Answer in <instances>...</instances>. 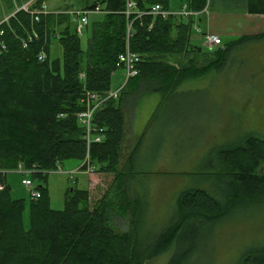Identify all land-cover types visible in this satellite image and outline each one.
I'll list each match as a JSON object with an SVG mask.
<instances>
[{
  "label": "trees",
  "instance_id": "trees-1",
  "mask_svg": "<svg viewBox=\"0 0 264 264\" xmlns=\"http://www.w3.org/2000/svg\"><path fill=\"white\" fill-rule=\"evenodd\" d=\"M29 1L0 0V4L9 16ZM51 1L58 0H35L31 8L44 4L57 11L74 8L52 6ZM135 1L138 11L147 12L154 5L169 9L177 0ZM206 1L187 0L186 5L200 12ZM80 3V10L99 8L103 14L101 21H89L84 31L89 33L86 49L82 46L84 34L77 33L67 14L49 15L34 23L30 14L18 12L0 25V170L23 163L35 171L34 176L46 179L66 160L83 162L87 146L77 119L85 109L83 94L111 91L112 76L120 69L118 57L129 45L142 57L140 74L128 82L118 100H108L97 111L94 123L103 129L104 140L90 149L96 172L114 176L115 183L95 203L92 192L100 183L93 177L92 189H70L65 209L57 211L50 206L47 188H38V200L16 199L7 176H0V183L6 185L0 191V264H147L174 247L168 264H185L188 254L182 245L188 225L222 218L240 200L264 201V137L247 133L217 150L219 176L231 188L227 199L199 187L186 189L178 196L170 225L156 235H144L140 223L143 197L132 195L134 173L129 167L140 142L122 164L125 97L130 89L171 95L186 79L223 65L228 54L242 44L264 40V33L226 42L209 51L217 59L207 61L206 53L191 44L192 18L145 15L135 20L133 16L127 42V0ZM247 11L264 15V0H248ZM32 30L39 33V39L24 48L22 41ZM53 39L62 48L60 58L51 57ZM42 48L48 55L44 62L38 60ZM122 222L125 231L120 229ZM243 264H264V249L246 254Z\"/></svg>",
  "mask_w": 264,
  "mask_h": 264
},
{
  "label": "rangeland",
  "instance_id": "rangeland-1",
  "mask_svg": "<svg viewBox=\"0 0 264 264\" xmlns=\"http://www.w3.org/2000/svg\"><path fill=\"white\" fill-rule=\"evenodd\" d=\"M50 3L71 5L74 7L71 10L82 7L80 0ZM187 3V0L174 1L172 9L181 11ZM7 15L0 4V22ZM88 17L91 23L101 21L103 14L91 13ZM194 35L192 46L206 53L207 61H215L217 58L209 53L206 42L196 40ZM88 37L89 33L82 37L84 49ZM51 57H62L56 39L51 43ZM125 84V73L118 69L112 76L111 90H119ZM123 109L127 128L136 125V138L132 139L131 129L125 132L122 164L140 142L129 166L134 173L132 195L143 197L141 232L156 235L173 221L182 191L199 187L218 198L227 199L231 195L226 180L219 176L221 163L217 150L221 146L251 132L264 137V40L242 44L228 54L223 65L205 75L186 79L171 95L130 89ZM82 165L78 160H66L46 179L33 174L29 178L34 189L47 188L51 208L61 211L70 189H92L96 177L100 183L92 192L96 203L111 190L114 176L87 174L80 169ZM76 170L74 175L70 174ZM7 178L14 198L31 201L29 190L22 185V175L10 172ZM125 228L126 223L122 222L120 229ZM182 249L188 254L185 264H243L246 254L264 249V201L240 200L222 218L191 223ZM174 251L175 247L147 264H168Z\"/></svg>",
  "mask_w": 264,
  "mask_h": 264
},
{
  "label": "built area",
  "instance_id": "built-area-1",
  "mask_svg": "<svg viewBox=\"0 0 264 264\" xmlns=\"http://www.w3.org/2000/svg\"><path fill=\"white\" fill-rule=\"evenodd\" d=\"M35 0H30L29 2L17 6L15 12L11 15L6 16L0 23L8 22L11 17H14L18 12H25L30 14L33 18L34 23L41 22L42 17H46L49 15H60V14H67L70 16L72 21L76 24L77 33L82 36L84 34L85 29L89 24V14L91 13H101L99 8H96L94 11H84V10H67V11H57L51 10L48 4L42 5L38 9H32L31 6L33 5ZM212 0L206 1V6L200 12H194L185 5L181 11L178 12H171L168 9L163 8L161 5H154L151 9L147 12L138 11L137 2L135 0H127L126 9L124 14L126 15L127 19L130 21L127 24V42H129V38L131 36L133 20L131 18L136 16L134 19L141 18L145 15H151L153 17H161L163 19H168L172 16L182 17L185 19H196L201 14H205L209 12L210 5ZM193 32L196 34H200L203 37L204 41L208 45L209 48L214 49L222 45V38L218 35L212 33H204L200 26L194 22L192 25ZM0 35H3V31H0ZM39 39V33L36 30H32L31 33L28 34V37L22 41L23 47L27 48L28 45L33 42L34 40ZM48 58L47 52L45 48H42L38 55V60L40 62L46 61ZM142 63V57L133 51L130 50L129 45L127 46L124 53H122L118 57V68L122 69L125 73L126 84L122 86L119 90L116 91H109L105 94H98L92 91H86L83 94L82 102L85 106V109L81 111L77 115V119L79 124L83 127L85 135V142L87 146V154L83 161L81 170H85L87 174L93 175L96 172V168L91 164L90 160V149L93 144L102 143L104 140V131L94 123L95 115L100 107L107 102L108 100H117L119 99L120 95L122 94L124 88L128 84L131 79H134L139 76L140 74V65ZM80 78L83 79L84 75L81 73ZM10 172H16L24 177L22 180V185L27 188L30 192V199L31 200H38L41 198V192L39 189H34V182L29 178L30 175H34L35 171L33 169L26 168L23 163H19L16 168L8 169V170H0V176L5 177ZM76 171L70 172L71 175H74ZM6 185L4 183H0V191H4Z\"/></svg>",
  "mask_w": 264,
  "mask_h": 264
},
{
  "label": "crops",
  "instance_id": "crops-1",
  "mask_svg": "<svg viewBox=\"0 0 264 264\" xmlns=\"http://www.w3.org/2000/svg\"><path fill=\"white\" fill-rule=\"evenodd\" d=\"M185 5L186 4H184L181 9H183ZM247 5L248 0H212L209 12L201 14L194 21L200 26L204 33H212L220 36L223 45L240 36H251L264 33V15L249 14ZM172 6L173 4L171 3L168 10L171 12H178V10L172 9ZM260 29L262 31L258 32ZM194 38L205 42L200 34L195 33ZM172 61L175 62L173 59L171 62ZM126 125L127 123L125 124V132L131 129L130 135L132 139L136 138V135H134L136 125L130 126L129 128H127Z\"/></svg>",
  "mask_w": 264,
  "mask_h": 264
}]
</instances>
